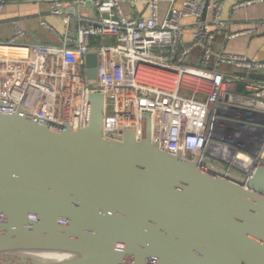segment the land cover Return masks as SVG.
Segmentation results:
<instances>
[{"label": "water", "instance_id": "1", "mask_svg": "<svg viewBox=\"0 0 264 264\" xmlns=\"http://www.w3.org/2000/svg\"><path fill=\"white\" fill-rule=\"evenodd\" d=\"M96 65L90 53V80ZM89 102L75 128L0 98V254L32 264H264V165L245 177L181 159L152 141L149 115L143 139L132 128L108 138L105 95ZM39 251L66 257L23 255Z\"/></svg>", "mask_w": 264, "mask_h": 264}, {"label": "built area", "instance_id": "2", "mask_svg": "<svg viewBox=\"0 0 264 264\" xmlns=\"http://www.w3.org/2000/svg\"><path fill=\"white\" fill-rule=\"evenodd\" d=\"M177 1L0 0V15L11 2L45 3L67 26L75 23V32H65L60 44H25L27 32L17 23L3 42L0 28V98L23 107L30 118L76 128L86 125L90 94L102 92L106 137L118 139L132 128L143 139L149 115L151 139L161 149L251 177L264 165V80L236 73L264 75V59L216 52L214 46L220 35L231 39L257 28L227 33L228 0ZM127 2L146 3L148 16H127ZM162 2L168 4L163 15ZM262 2L237 0L234 8ZM88 5L92 16L82 13ZM187 18L196 21L190 41L182 24ZM41 25L60 35L48 21ZM196 49L201 54L192 63ZM90 53L97 56L96 80L88 78Z\"/></svg>", "mask_w": 264, "mask_h": 264}, {"label": "crops", "instance_id": "3", "mask_svg": "<svg viewBox=\"0 0 264 264\" xmlns=\"http://www.w3.org/2000/svg\"><path fill=\"white\" fill-rule=\"evenodd\" d=\"M69 1V0H67ZM182 0L177 1V5ZM237 0H228L224 7V17L228 22L227 33H239L256 27L255 33L239 34L229 39L227 34L220 35L215 42V51L222 50L228 52L243 53L252 59H264V2L255 3L248 7L234 8ZM167 3L162 2L160 5L161 14L163 15L167 8ZM123 10L127 16H148V7L146 3H124ZM95 9L92 5L82 8L84 15L92 16ZM46 20L53 25L60 35L53 34L49 29L41 25V21ZM194 18L184 19V36L186 41L192 39V32L195 24ZM19 24L27 35L22 39L25 44H60L61 36L69 31L75 32V23L67 26L63 20L50 13L47 4H29L24 2H11L0 15L1 39L7 42L12 37V24ZM201 54L200 49L193 52L192 63H197ZM223 70H230L229 67L223 66Z\"/></svg>", "mask_w": 264, "mask_h": 264}, {"label": "bare ground", "instance_id": "4", "mask_svg": "<svg viewBox=\"0 0 264 264\" xmlns=\"http://www.w3.org/2000/svg\"><path fill=\"white\" fill-rule=\"evenodd\" d=\"M23 255L30 256L34 258L35 260L41 261V262L59 260V259L66 257L65 254H62L59 252H46V251L24 253Z\"/></svg>", "mask_w": 264, "mask_h": 264}, {"label": "rangeland", "instance_id": "5", "mask_svg": "<svg viewBox=\"0 0 264 264\" xmlns=\"http://www.w3.org/2000/svg\"><path fill=\"white\" fill-rule=\"evenodd\" d=\"M109 112H111V108L109 109ZM19 260L20 259L18 257L0 254V264H32L31 261H28L27 263H20Z\"/></svg>", "mask_w": 264, "mask_h": 264}]
</instances>
